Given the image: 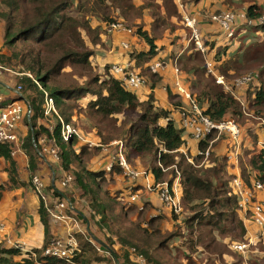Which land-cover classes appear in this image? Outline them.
I'll use <instances>...</instances> for the list:
<instances>
[{"label":"trees","instance_id":"16d2710c","mask_svg":"<svg viewBox=\"0 0 264 264\" xmlns=\"http://www.w3.org/2000/svg\"><path fill=\"white\" fill-rule=\"evenodd\" d=\"M190 1L185 0L186 3ZM146 10L148 17L145 15ZM185 11L194 14L187 7ZM70 12L79 16H70ZM182 14L175 0H143L142 7H138L133 0H0V26L3 29L5 48L7 51L14 50L12 59L16 66L21 67L19 73L22 74L16 80V87L21 88L23 98L16 92L18 95L12 100L25 98L32 112L30 117L23 118L17 131L20 135L22 130H27L22 150L28 160L23 168L20 159L16 160L13 155L14 145L0 143V170L5 171L9 177L8 182L0 185V199L6 189L25 186V182L36 192L34 178L43 168L50 167L56 173L55 183L52 184L51 173L46 179H41L51 207L55 209L56 204L69 202L71 205L64 210V218L75 216L85 224L77 213L80 200L74 202V198L69 196L75 186V195L78 194L79 199H85L89 207V222L105 234L103 241L112 251L110 250V254L106 251L109 256L105 257L99 251L100 245L87 232L77 230L73 235L78 242L79 252H74L72 262L110 264L115 260H122L123 264H137L131 253L145 259L147 264H216L213 256H218L222 264H228L225 255L233 256L234 263L237 261L235 264H243L245 261L231 247L233 240L246 242L248 235L233 182L239 177L248 188L252 186L253 180L264 185V155L244 151L246 160H242L240 164L241 176L229 175L226 171L228 157H214L210 143L215 144L217 137L224 138L229 143L230 154L237 156L236 152L244 142L243 135L241 134L238 146V141L233 140L229 132L215 130L206 140L199 142L201 152L210 149L207 160L205 161L203 154H198L190 162L189 154L180 151L185 144L182 135L186 131L174 123L171 113L157 106L153 93L146 100H141L136 92L125 88L111 74L100 77L95 73L90 64L93 52L82 38L84 31L93 36V44L100 41L99 30H91L86 16H91L92 20L101 17L99 20L112 22L115 15H118L127 24H138L140 27L136 28V34L144 48L137 53L129 52L128 56L136 67L141 68L140 74L142 70L154 73L155 71L144 67L164 50V46L158 45V41L163 40L168 32L181 28L173 20L180 21ZM245 14L254 20L264 18V13L257 4L249 5ZM141 20H152L149 21L148 29L147 24H142ZM254 30H264V25ZM177 39L182 45L183 37ZM190 44L182 54L184 59H175L181 73L195 77L188 89L191 96L197 105L205 108V114L215 123H221L230 116L236 119L239 126L249 117L245 115L241 104L217 85L215 76L205 68L206 58L212 56L215 70L227 76L229 68H224V56L228 47L220 45L208 35H204V45L208 50L206 55L196 49L193 42ZM5 54L0 50V63L12 69L11 59ZM146 76L154 82L152 84L148 80L152 91L163 79L162 76H156L157 79L150 74ZM83 78H87L84 84L80 82ZM259 88L251 85L247 90V100L254 102L252 105L255 109L264 111V93ZM26 89L29 93H34V96L27 97ZM172 91L171 99L175 96L179 98L176 89L175 94ZM46 94L54 100L58 114L45 115ZM179 96L183 99L179 98L181 104L182 101L189 104L182 95ZM200 110L202 111L201 108ZM46 118L55 123L53 134L44 125ZM60 118L77 131H83L79 126L81 121H90L100 139V146L91 147L76 135L66 142ZM164 119L169 121L161 125ZM239 127L243 132V128ZM33 137L37 149L33 145ZM118 140L126 161L135 165L139 161L135 168L147 171L154 185L167 183L173 189L178 173L180 174L177 189L180 187L181 195L179 192L177 196L181 202L182 214L171 212V220L174 222L172 230L163 231L161 217L147 218L150 205L144 204L140 210L139 199L135 203L130 202L132 193L123 197L112 196L109 189L114 182L112 173L125 171L119 164L121 145L116 147L117 164L112 173L99 166H90L91 160L102 151L101 145L107 146ZM44 146L56 148L59 160L56 161L47 154ZM36 150L48 160H44ZM145 155L150 156V163L145 162ZM56 165H60L61 175L57 173ZM64 172L73 178L67 187L62 186ZM23 178L25 181H22ZM61 190L64 194L60 193ZM39 199L38 213L45 227L44 247L32 250L35 257L31 256L32 253L24 254L18 247H0V264H68L64 259L45 254L53 242L49 228V217L52 218V215L46 209L44 201ZM112 236L121 246V254L114 249L115 241ZM257 246L264 249V235ZM202 253L206 254L199 258Z\"/></svg>","mask_w":264,"mask_h":264},{"label":"crops","instance_id":"0c3cea01","mask_svg":"<svg viewBox=\"0 0 264 264\" xmlns=\"http://www.w3.org/2000/svg\"><path fill=\"white\" fill-rule=\"evenodd\" d=\"M134 3L138 7L143 6V0H133ZM195 1L197 0H191L189 3H186L185 0H175L178 9L181 11L182 6H185L189 9L192 10V13L196 14L197 16L200 17V20H204V15L202 11L207 10L210 12L209 14L215 13V12H225V11H235L238 12L237 10L239 9H232L231 5L234 6H239L240 4H244L245 7L247 8L249 5L252 4H257L260 9L264 8V0H198L196 3ZM243 2V3H242ZM186 4V5H185ZM246 8L243 9L246 12ZM148 10L145 11L146 17ZM241 13V12H238ZM173 20V19H172ZM209 20V18L207 19ZM173 22L182 25V28L184 30L181 31L179 29L178 31L176 30L175 33L172 35H176V37H173L172 35L171 38H176V40H179L177 38L183 37V44L179 46H171L173 48V51H171L168 54L167 48H165L160 55V59H163V64L164 67L159 73V76L163 78L160 83H158L153 91L152 88L150 87V83H148V87H150L151 92L147 93L142 90V88L135 90L136 94L139 96L141 100H146L152 93L153 96L156 100L157 106L164 108V110H167L171 113V119L174 121V123L181 128L182 126V116L180 113L184 112H189L191 111V106L190 104L184 103L178 98V102L174 103L171 99V97L168 95L170 91H175L176 89V82L180 81L181 84L186 88L189 89L191 83L193 80H195V77L192 74H186V73H181L178 70V63L177 60L178 58L184 59V56L182 55L186 49H188V43L187 40L191 37L190 34L186 35V30L189 28H186L184 23H183V18L181 15V20L178 21L176 19L173 20ZM216 25L209 23L202 22L201 25V30L204 35H208V37H211L212 39L214 38L217 42L219 40H222L224 38V35L221 34L220 29H215ZM250 28V27H249ZM254 27L249 29V32L252 31ZM190 30V29H189ZM254 31V30H253ZM184 32V33H183ZM169 33V32H168ZM167 33V34H168ZM239 35V32L236 34ZM185 39V40H184ZM131 40V39H130ZM140 40V39H139ZM165 40V39H164ZM164 40H159L158 45L163 46V41ZM175 41V40H174ZM170 42V41H169ZM169 42L166 44L168 45ZM177 42V41H176ZM4 43L3 39V29L0 27V50L1 52H6L7 49L2 45ZM165 45V46H166ZM222 45V44H220ZM229 51V50H228ZM228 51L226 55L224 56L225 60H228L229 55ZM158 55V56H159ZM183 56V57H182ZM176 58V59H175ZM173 59H175L173 61ZM116 60L120 62H125L126 64H130L132 67L131 69H137L140 70L138 67H135V62L131 61L128 54L124 55L121 54L120 58H117ZM152 61L151 63H153ZM166 62H169L167 65ZM150 63V64H151ZM146 64L145 66H147ZM177 68V70H176ZM221 72V71H220ZM235 72V69H229L228 74L226 77H233V73ZM222 73V72H221ZM185 75V76H184ZM224 75V74H223ZM17 79V78H16ZM16 79L14 77L10 76H5L3 75L0 77V102H7L8 100H12L14 96L18 95L16 93ZM169 87V89H168ZM5 88L7 90H5ZM223 89V88H222ZM167 92V93H166ZM171 95V93H169ZM176 98V97H175ZM177 99V98H176ZM181 104L182 106L179 108V105ZM181 111V112H180ZM181 113V114H182ZM176 114L178 117L179 121H177L173 115ZM83 121H81V124H83ZM167 120H162L161 125H165ZM90 123V121H89ZM44 125L51 127L55 126V123L52 120H49V118H46L44 120ZM89 133H86L85 131H80L78 130L80 139L82 142L87 143L91 147H99L100 146V139L97 136V132L93 125L90 123ZM257 127V126H256ZM256 127H242L243 128V145L242 147L236 152L238 154L237 156L231 155L230 154V146L227 140L219 139V137L215 138L218 139L215 144L212 145L213 142L210 143L211 147V152L214 157L220 159V158H226L228 157L229 163L228 166H226V171L228 172L229 175H240L241 176V161L246 158L244 157V151L249 150L250 152L253 151L254 153L258 154L261 153L264 155V147H261L260 145V139H257V134L259 132H262L261 128L257 129ZM27 130H22L21 132V138L22 141L24 142L23 138L26 135ZM183 139L185 141L184 146L180 150L181 152L185 154H189V161H192L193 157H196L197 151L199 150V143H197L194 139L193 136L191 135L190 132H184L183 133ZM214 141V142H215ZM120 141H114L108 144L107 146L101 145V152L95 156L91 160L90 166H99L101 169H105L108 173H112L114 167L116 166L117 162L115 161L116 158V147L119 146ZM45 147V146H44ZM47 148V147H45ZM54 149V148H53ZM37 153L40 155V152L36 150ZM45 151V150H44ZM200 152V150H199ZM48 154V153H47ZM15 159H20L19 161L22 164V168L26 165L25 161L28 160L27 155L25 154L24 150L19 149L16 150L13 153ZM43 158V155H40ZM109 157V159H107ZM16 159V160H17ZM44 159V158H43ZM22 160V161H21ZM48 160V159H44ZM193 162V161H192ZM139 165V161L136 162L135 164H131V169L134 172L140 173L142 170L141 169H136L135 167ZM133 166V167H132ZM49 167V165H48ZM111 167V170L109 171L108 168ZM59 169L57 168V173L61 175L59 172ZM50 167L43 168L42 172H40L41 177L46 179V177L51 173L53 176L56 178V173L53 168H51L50 172ZM66 173L64 172V177ZM113 175V180L114 182L110 184L109 189L112 193V196H127L130 195L131 193L139 194V200H138V207L140 210L142 209L141 207H144V204L151 207L150 211L147 214V218H155V217H161V227L163 231H170L173 229L174 222L171 220L172 218V213L169 208L163 205L161 202L157 192L155 191H149L147 189V184L153 182L152 179L149 177V179H146L143 175H129L125 171L123 173L115 171V173H112ZM0 179L4 181V183L8 182L9 177L8 174L0 170ZM22 180V179H21ZM253 180V178H252ZM22 181H25L23 178ZM3 184V183H1ZM0 184V185H1ZM25 186L22 187H15L13 189L8 188L6 189L2 197L0 199V224H3L4 228H0V247H5V248H14L20 246L22 248V252L24 254H30L32 253V250L34 249H42L45 245V227L43 223L40 221V216H39V207H40V202L38 200V196L36 193L32 190V187L29 185L28 182H25ZM178 185V184H176ZM179 192L181 195V189H177V193L179 196ZM61 194H64L63 191H60ZM78 196V195H76ZM77 200H85V199H79L77 197ZM81 202V201H79ZM137 204V203H136ZM79 211V215L82 217V219L85 221V224L76 218L75 216L71 217H65L60 220H54L49 217V228H50V233L54 239H62L64 241L70 240V238L77 244L76 248L79 252V245L77 240L74 238V229L78 227V222L81 223L83 229H78V231H81L83 233L87 232L94 240V237L98 240H100L102 243H104L109 249L110 247L100 238L96 237L94 235L93 229H97V227L86 219L89 214V207L86 203V200L83 203L78 204L77 207ZM27 219H36V224L34 225L37 227L35 229L33 226H25L23 225V222ZM243 220V218H242ZM4 221V223H3ZM245 226L246 220H243ZM88 223V224H87ZM86 225V226H85ZM28 228H31L30 231H26ZM247 229V228H246ZM257 230L256 227L251 226L250 227V232H255ZM70 231L72 232V235L69 234ZM77 231V230H76ZM75 231V232H76ZM248 231V229H247ZM23 234V235H21ZM69 234V235H68ZM109 235V234H108ZM113 240L115 241L113 247L114 249L121 254V246L116 242V238L112 236ZM95 241V240H94ZM234 241V240H233ZM96 242V241H95ZM23 246L25 247L23 249ZM111 250V249H110ZM100 253L105 254V257H108L109 254L106 253L109 250L104 248L103 246L100 245ZM112 251V250H111ZM204 254H200L198 257L201 258ZM133 260L136 261L137 264H147L145 259L143 260L140 257H136L133 253H131ZM255 256L256 254H252ZM215 259L216 264H222L221 261L218 259V256H213ZM225 260L227 263L229 261H235L233 256L230 255H225L224 256ZM45 264V263H43ZM71 264H78L75 262H72ZM100 264H108V263H100ZM110 264H123L122 260H115L113 263Z\"/></svg>","mask_w":264,"mask_h":264},{"label":"built area","instance_id":"2783aa9c","mask_svg":"<svg viewBox=\"0 0 264 264\" xmlns=\"http://www.w3.org/2000/svg\"><path fill=\"white\" fill-rule=\"evenodd\" d=\"M182 18L183 23L186 28L191 30V37L189 38V42H193L195 44L196 49H199L203 55H206L208 50L204 45V34L201 30V20L200 17L196 14H190L185 11V7L182 6ZM210 22L219 27L221 34L224 35V42L231 40L235 37V31L237 27H242L240 25L245 26L248 24L254 28H258L264 25V18L261 19H250L246 17L245 11L238 13L234 11H225V12H215L209 15ZM113 25L111 26V31H113ZM221 40L218 41L220 43ZM225 45V44H224ZM163 59H159V62L155 63L152 66L153 71L160 72L164 67ZM206 68L209 74H212L216 78L217 85L221 86L223 90L233 96L235 99L246 100V94L244 91H247L251 85L257 81L258 75L254 73L245 74L238 77H226L223 74H219L218 71L215 70L214 64L212 62V56L210 58H206ZM11 69L4 67L0 64V77L3 76L4 72L10 71ZM119 70V69H118ZM177 70V68H176ZM117 76H114L119 81L123 83L125 88L135 91L142 88V85L145 84V79L140 74L134 75L130 73H126L125 71L119 70L118 72H114ZM5 90H7L5 88ZM17 93L21 94V88L18 87L16 89ZM176 91L179 95H182L186 101L189 102L191 106V111L184 112L181 114L182 116V128L190 132L194 139L198 140V143L206 140L209 135L213 133V131L217 130L219 132H229L233 138V140L238 141V146L240 142V137L242 131L238 126L237 122L233 119L223 120L221 123H215L209 117H206L204 113L198 107L196 100L191 96V93L188 89H186L180 81L176 82ZM232 91V92H231ZM236 95L238 98H236ZM48 96V94H46ZM48 103V108L45 109V115L50 116V114L55 113L56 110L52 107V100L50 99ZM243 103V102H242ZM28 103L25 101H17L11 100L7 102H0V143H9L13 144V153L16 150L22 148V138L21 135H18V127L22 122L25 116L30 117L31 109L27 105ZM60 122L63 126L62 135L66 142H68L74 135L79 136L78 131L64 123V121L60 118ZM54 127H49L50 133L53 134ZM80 137V136H79ZM121 145V142H119ZM122 145L120 146L119 152V164L124 168L125 172L129 175H143L146 179H149V175L145 171H141L140 173L134 172L131 169V166L126 161L125 157L122 154ZM37 149V148H36ZM46 153H48L52 158L56 161L59 160L58 152L56 148L47 147L44 149ZM199 154H203L205 156V161L210 155V149L206 150V152H199ZM40 155H42L40 153ZM204 161V162H205ZM192 162V161H190ZM111 170V167L108 168ZM73 181L72 176L66 175L62 180V186L67 187ZM180 182V174L178 173V178L175 182L173 189L167 183L154 185L153 182L147 184V189L149 191L157 192L161 202L164 206L169 208L171 212L176 215L182 214V207L180 199L177 196V185ZM33 186L36 189V193L39 194V198H41L44 203L46 209L52 216H56L59 219L64 218V210L70 206L71 203L61 202L56 204L55 209L51 207L50 201L47 198L44 192V182L41 179V175L39 174L34 178ZM234 193L237 195L240 207L242 208V216L243 220L245 219L246 228L248 229L247 241L246 242H231L232 249L241 254L244 258L243 264H252L250 263L245 256H248L252 249H255V253L257 254V243L261 240L264 235V185L260 183V181L253 180L251 187H246L242 182L241 178H236L233 182ZM139 199V194H132L130 197V202L135 203ZM167 204V205H166ZM73 209V208H72ZM58 210L60 212H58ZM76 210V209H75ZM254 226L257 228L255 232H250V227ZM0 228L3 229V224H0ZM77 244L73 240L65 241H53L52 244L46 249L45 254L49 257H56L59 259H64L68 264L72 263V258L74 256V252L77 250ZM18 248H20L18 246ZM22 250V248H20ZM32 257H35V254H31Z\"/></svg>","mask_w":264,"mask_h":264},{"label":"rangeland","instance_id":"374dc122","mask_svg":"<svg viewBox=\"0 0 264 264\" xmlns=\"http://www.w3.org/2000/svg\"><path fill=\"white\" fill-rule=\"evenodd\" d=\"M262 6H264V5H262ZM231 8L232 9H239V10H237L238 12H244L243 9H245L246 7L244 4H240L239 6L231 5ZM260 11L264 13V8L260 9ZM202 13L204 15V20H201V24H202V22L208 23L210 19L209 20H207V19L209 18L210 12H208L207 10H204V11H202ZM69 15L70 16L71 15L72 16H79L77 13H73V12H70ZM85 18H86V20H88L90 22L91 30H94V31L99 30L100 41H99V43H95V44H93L91 42V39L93 38L92 35H87L86 32H84V31L82 32V38L84 39L85 43L88 45V47L93 52L92 56L90 57V64H91L93 71L95 73H98L100 75V77H104L105 74H111V75L117 76V74H115L114 72H118L119 70L125 71L126 73L134 74V75L140 74L141 68H140V70H137V69L132 70L131 69L132 67L130 66V64H126L125 62L122 63V62L116 60L117 58H120L121 54L126 55L129 52L130 53H133V52L137 53L138 50L139 51L143 50L144 44L141 40H139L138 35L136 34V28H139L140 26L138 24L137 25L136 24L135 25L127 24L126 21L122 20L121 17H119L118 15H115L112 22H106L104 20H99V18H101V17L94 18L93 20H92L91 16H86ZM149 21H152V20H141L140 22L142 24L145 22L147 24V29H148L149 28ZM112 25L114 26L113 31H111ZM240 26H242V27L236 28L235 37L233 39L228 40L227 42H224V40L222 39L221 42L219 43L222 45L225 44L229 50L228 51L229 58H228V60H225L226 63L224 65V68L228 67L231 70L235 69V71L238 74H236V72H234L233 77H238V76H242V75L250 74V73L257 74L258 78H257V81L254 83V86H255V88L260 87L259 88L260 91H263V93H264V30H259L257 32L253 28L252 31L249 32V29L252 28V26H249L248 24H246L245 26H243V25H240ZM218 28L219 27L216 25L215 29H218ZM180 29H181V31L184 30V28H182V25H181ZM238 32H239V35H236ZM173 33H175V32L168 33L164 38L165 40L163 39L164 40L163 46H164V49L167 48L168 54L171 51H173V48L171 46H174L175 44L181 45L180 41H177L176 38H174V39L171 38L170 35H172ZM187 34L191 35V30L187 29L186 35ZM172 36L176 37V35H172ZM101 41H102V43H101ZM168 42H169V44L166 45ZM187 43H188V47L191 46V44H190L191 42H189V39L187 40ZM101 44H103V45H101ZM3 46L5 47L4 43L2 45V48H3ZM13 51L12 50L6 51L5 55L10 57L11 64H12V65H10V67H12V69L10 68L11 70L4 72L3 75L14 77V79H16V78L19 79V77L22 76V74L19 73L21 70V67L16 66L17 64H16L15 60L12 59ZM159 59H160V55L155 58L153 63L145 66L144 68H148L150 71H152L153 70L152 66L155 63L159 62ZM166 63H167V65L169 64V62H166ZM4 65H6V64H4ZM194 66H197V65H194ZM135 67L136 66H134V68ZM6 68H9V67L7 66ZM205 68H206V65H205ZM68 71H71V70L68 69ZM141 74H140V76H143V78L145 79V82H146L145 84L142 85V90L144 92L149 93V92H151V90H150V87L147 86L149 83L148 80H150L152 84H154V82L152 81V79L149 76H146V75L150 74L153 78L157 79L156 76H159V73H157V71H155L154 73H152V72L149 73L147 71L142 70ZM28 75L30 77H32L29 72H28ZM117 77H119V76H117ZM86 80H87V78H83L80 80V82L82 84H84L86 82ZM172 92H173V94L176 93V91H172ZM244 92L246 93V98H247L248 91H244ZM169 93H168V95L170 96ZM26 94H27V97L30 95L34 96V93H32V92L29 93L28 89H26ZM175 97L173 98V100H174L173 102L177 103L178 98L176 99ZM177 97L182 99V97L179 95ZM236 98H238L237 95H236ZM0 99H2V98H0ZM50 99L52 100L51 106L55 108L56 114H58L54 100L52 98H50L49 96L45 97L44 109L48 108L47 102H49ZM16 100L24 102L23 99H21V100L16 99ZM29 100L31 101V99H29ZM235 100L238 101L237 99H235ZM238 102L241 104V106L245 112V115L247 117H249V119H245V121L242 124H239V126L247 127V128L250 126H252V127L257 126L256 127L257 129L261 128L262 132L256 133L257 139H255V140L260 139V145H261V147H264V111L255 109L253 107L254 102H249L247 99L246 100H239ZM155 103H156V100H155ZM181 106L182 105H180L179 108ZM199 107L202 109V112L204 113V115L206 117H209L204 112L205 108H202L200 105H199ZM180 115H181V113H180ZM173 117L177 121H179L176 114H174ZM227 119H233L236 123V119L234 117L228 116L225 120H227ZM167 121H169V119H167ZM79 126H81L83 128V131H85L86 133H89L88 128L91 125H90L88 120H85L83 122V124L80 123ZM71 127H73V126H71ZM194 140L198 143V140H196V139H194ZM198 154H199V150L197 151L196 156ZM250 157H251V155H249V158ZM145 159H146L145 160L146 163H150L149 162V161H151L150 156L145 155ZM158 165H161V164L159 163ZM55 168L56 169L60 168V165L59 166L56 165ZM145 172L148 174L147 171H145ZM148 175L150 177V174H148ZM1 183H4V181H2L0 179V184ZM75 191H77V190H76L75 186H73L72 190L70 191L71 194L69 195V196L74 198V202L77 201V196L75 195ZM36 195H37V193H36ZM38 200L40 202L39 197H38ZM80 201L81 202H79L78 204L83 203L85 200L84 201L80 200ZM77 213H79L78 209H77ZM52 218L54 220H60L56 216H52ZM86 219L88 220V222L90 221L88 217ZM3 223H4V221H3ZM24 224L27 227L33 226L35 229H37V227L34 226L36 224V219H34V220L27 219L23 222V225ZM77 224H78V227H76L74 229L75 231L78 229H83L80 222H78ZM30 230H31V228H28L26 231H30ZM93 231H94L93 233L96 237L103 240V235H104V238H105V234L102 233L100 230H98V228L97 229L94 228ZM72 232L73 231H70L69 234L72 235ZM21 235H23V234H21ZM54 241H64V240L56 238V239H54ZM65 242H68V241H65ZM24 248L25 247L23 246V249ZM257 249H258V251H257V254L255 256L252 255V253H255V249H252L250 251L252 253H249L248 256H245V257L252 264H264V251H263L264 249L261 246H259V247L257 246ZM235 263H237V261ZM235 263H234V261H229L228 264H235Z\"/></svg>","mask_w":264,"mask_h":264},{"label":"water","instance_id":"95a60500","mask_svg":"<svg viewBox=\"0 0 264 264\" xmlns=\"http://www.w3.org/2000/svg\"><path fill=\"white\" fill-rule=\"evenodd\" d=\"M20 97L23 98L22 95H21ZM33 145H34L35 148H37L36 142H34V137H33ZM54 183H55V176H53V178H52V184H54ZM87 224H88V223H87ZM94 240H95L99 245L103 246L104 248H106V249L109 250V252H110V249H109L104 243H102L100 240L96 239L95 237H94Z\"/></svg>","mask_w":264,"mask_h":264}]
</instances>
